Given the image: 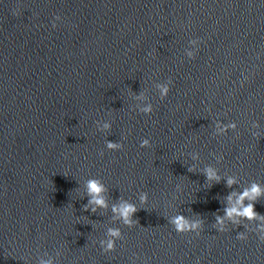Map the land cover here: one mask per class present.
Returning <instances> with one entry per match:
<instances>
[{
	"label": "clouds",
	"instance_id": "1",
	"mask_svg": "<svg viewBox=\"0 0 264 264\" xmlns=\"http://www.w3.org/2000/svg\"><path fill=\"white\" fill-rule=\"evenodd\" d=\"M17 13H13L16 15ZM61 17L59 15L55 16L52 21V27H57V21H60ZM189 47L185 49V56L189 60H195L197 54L200 51V44L202 43L199 39L189 40ZM243 75V74H242ZM248 80L247 76L240 81L241 86ZM173 81L169 78L164 83H156L154 87L159 93L161 100L167 98ZM136 101L141 103L136 105V109L144 114L151 115L153 112V106L148 102V97L145 92L141 91L138 95L133 97ZM97 130L100 132H109L111 130L112 124L110 121H96ZM251 127L253 129H258L260 127L257 121H253ZM216 136L226 135L229 130L235 131L237 124L235 122H229L227 124L217 121L215 124ZM253 137L260 138V132H252ZM141 148L151 147L150 140L145 138L140 142ZM106 148L109 151H119L123 149V144L120 142H113L108 140L106 142ZM103 155V152L100 153ZM191 159L193 161H199V153H191ZM217 162L223 160V156L216 157ZM188 172L196 173V165L193 164L188 167ZM206 177V182H211L213 184H218L222 180L226 182L225 186L229 189H233V186L239 184L237 176L228 175L222 177L219 174V170L212 166L207 165L203 168L202 173ZM177 190L179 191V185H177ZM108 188L99 178H89L84 183V196H86L87 203L82 206L83 211H89L92 214H96L98 211L103 215L104 211L109 210L112 213L111 219L113 222L119 221L124 226L129 228L134 227L139 221L134 219V215L141 209L137 207L135 203L130 202L129 200L119 197L117 202L109 204L108 200ZM148 193L141 192L138 196L140 204L144 205L148 203ZM261 198H264V185L253 181L248 186L243 187L242 190L236 191L232 190L227 196L224 197V207L222 208L223 214H219V211L214 215L215 222L212 227L220 233L228 231V225L239 226L241 223H244L243 232H238L236 238L238 240L244 241L248 239V232H254L257 234V238L261 243H264V215L259 214L255 210V203L258 202ZM167 223H169L174 231L177 234H192L195 233L196 236H199L204 229V219L201 217L190 218L183 214L177 213L170 217H166ZM255 223V227H249L250 224ZM123 234L118 227H108L105 233V238L98 241L100 248L103 253H112L116 250L117 241L123 240ZM139 259V257H136ZM136 259H133L132 264H136ZM39 264H53V260H40ZM143 264H148L147 260H144ZM199 264V261H197Z\"/></svg>",
	"mask_w": 264,
	"mask_h": 264
}]
</instances>
